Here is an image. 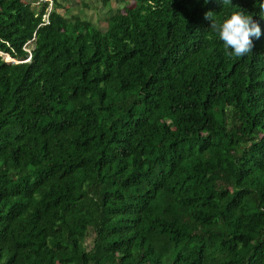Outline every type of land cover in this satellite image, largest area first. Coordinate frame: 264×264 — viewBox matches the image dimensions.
Instances as JSON below:
<instances>
[{"label":"trees","instance_id":"trees-1","mask_svg":"<svg viewBox=\"0 0 264 264\" xmlns=\"http://www.w3.org/2000/svg\"><path fill=\"white\" fill-rule=\"evenodd\" d=\"M100 1L0 0V264H264V0Z\"/></svg>","mask_w":264,"mask_h":264},{"label":"clouds","instance_id":"clouds-1","mask_svg":"<svg viewBox=\"0 0 264 264\" xmlns=\"http://www.w3.org/2000/svg\"><path fill=\"white\" fill-rule=\"evenodd\" d=\"M208 2L209 0H205V3ZM220 2L223 5H232V0H220ZM204 18L211 21L210 29L216 32L223 42L226 56L242 57L249 54L254 47L252 38L259 39L261 36L259 24L243 10L232 12L230 17L222 22L215 20L211 11L207 12Z\"/></svg>","mask_w":264,"mask_h":264},{"label":"rangeland","instance_id":"rangeland-1","mask_svg":"<svg viewBox=\"0 0 264 264\" xmlns=\"http://www.w3.org/2000/svg\"><path fill=\"white\" fill-rule=\"evenodd\" d=\"M24 1V0H23ZM62 4V8L59 9V12L69 16H85L92 21L99 20L101 25H105V14L106 9L100 0H59ZM51 2V0H49ZM110 4L112 9L124 7V2L121 0H111ZM68 9V11L66 10ZM66 10V12H65ZM30 45L27 46V49ZM6 60H9L7 56L3 55Z\"/></svg>","mask_w":264,"mask_h":264},{"label":"water","instance_id":"water-1","mask_svg":"<svg viewBox=\"0 0 264 264\" xmlns=\"http://www.w3.org/2000/svg\"><path fill=\"white\" fill-rule=\"evenodd\" d=\"M6 61H14V60L10 58L9 60H6Z\"/></svg>","mask_w":264,"mask_h":264},{"label":"bare ground","instance_id":"bare-ground-1","mask_svg":"<svg viewBox=\"0 0 264 264\" xmlns=\"http://www.w3.org/2000/svg\"><path fill=\"white\" fill-rule=\"evenodd\" d=\"M7 57H9V56H7Z\"/></svg>","mask_w":264,"mask_h":264}]
</instances>
